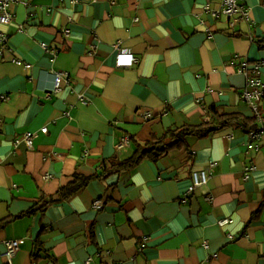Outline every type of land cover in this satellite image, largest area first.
I'll list each match as a JSON object with an SVG mask.
<instances>
[{
	"label": "crops",
	"instance_id": "0c3cea01",
	"mask_svg": "<svg viewBox=\"0 0 264 264\" xmlns=\"http://www.w3.org/2000/svg\"><path fill=\"white\" fill-rule=\"evenodd\" d=\"M239 3L250 18L235 26L222 0L10 5L12 20L0 25L9 37L0 58V264H264V134L253 142L235 125L20 216L76 174L131 158L137 142L200 124L211 105L253 117L242 93L251 80L264 85V0ZM119 54L136 61L118 67ZM258 106L264 116V98ZM203 170L208 180L197 186ZM18 239L9 261L5 242Z\"/></svg>",
	"mask_w": 264,
	"mask_h": 264
},
{
	"label": "trees",
	"instance_id": "16d2710c",
	"mask_svg": "<svg viewBox=\"0 0 264 264\" xmlns=\"http://www.w3.org/2000/svg\"><path fill=\"white\" fill-rule=\"evenodd\" d=\"M262 47H264V45H262ZM250 106L253 108L252 105ZM259 113L261 117L258 116L257 112H255L253 117H247L241 113L226 112L221 106L211 105L208 107L206 118L200 124H184L182 126L169 127L161 136L153 134L148 141L144 143L137 142L136 151L131 158L122 161H113L110 168H108L107 164H104L102 166V173H95L88 176L79 173L76 174L67 185L63 186L58 191L55 198H52L50 201L47 200L42 204L36 203L31 209L22 213L20 216L36 213L38 211H46V207L49 203L64 201L71 198L85 188L93 179L106 178L124 170H131L145 159L158 161L174 149H185L189 151L190 139L208 137L225 126L235 125L242 127L247 133L257 130L261 126H264V116L260 109ZM263 134L264 133L260 135L259 139ZM5 222H7V220H4L2 223Z\"/></svg>",
	"mask_w": 264,
	"mask_h": 264
},
{
	"label": "built area",
	"instance_id": "2783aa9c",
	"mask_svg": "<svg viewBox=\"0 0 264 264\" xmlns=\"http://www.w3.org/2000/svg\"><path fill=\"white\" fill-rule=\"evenodd\" d=\"M19 0H0V25H4L9 23L12 20V13L10 10V5L14 2ZM222 11L221 14L227 15L232 17L231 26H235L238 23H246L250 16L249 11L239 3V0H222ZM220 12H213L214 16H218ZM8 36L0 31V58L3 56L4 51L8 48ZM45 45V44H44ZM136 61V58L131 57L129 60H125L122 54H119L117 59V66L118 67H125L132 65L133 62ZM261 64H258V68H260ZM63 79V73H58L55 78L54 90H60L61 83ZM249 88H246L242 94L245 101H247L250 105L253 106L255 112L258 113L260 116L259 109H258V102L264 98V85L260 81L251 80L249 82ZM146 118L150 117V113L145 115ZM48 131L47 127L42 128V132L46 133ZM264 133V126H261L257 130H253L249 133L252 137L253 142H256L260 135ZM34 136L33 132H27L23 138L24 143L26 144L27 148H33L34 144ZM19 142V141H18ZM213 165V164H212ZM208 180V173L207 171L203 170L200 172H194V183L197 186H201L205 184ZM97 206H101L102 202L97 201ZM231 222V219L225 218L219 221L221 226H224ZM6 251L4 256L9 260L12 261L20 246L22 244V240H7L6 242ZM89 263V262H88Z\"/></svg>",
	"mask_w": 264,
	"mask_h": 264
}]
</instances>
